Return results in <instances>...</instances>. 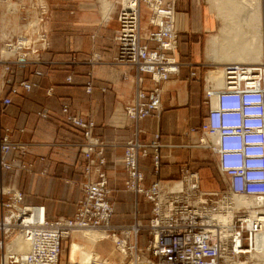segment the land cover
Listing matches in <instances>:
<instances>
[{"label": "built area", "instance_id": "1", "mask_svg": "<svg viewBox=\"0 0 264 264\" xmlns=\"http://www.w3.org/2000/svg\"><path fill=\"white\" fill-rule=\"evenodd\" d=\"M21 1L24 4L21 11L23 31L6 41L10 47L17 46V50L12 59L3 62L6 75L0 72V102L7 105L13 103L11 95L17 94L19 88L29 92L34 85L24 80L10 87L6 94L7 72L11 66L42 63V53L51 47L50 32L45 29V23L50 19L48 7L34 0ZM176 6L177 0H128L120 5L119 28L114 37L118 47L114 64L131 69L124 72V79L134 75L131 78L134 97L126 104L125 113L137 127L134 136L124 144L127 173L124 188L143 194L153 204L149 244L140 247L131 241V236L137 235L141 228L138 222L127 228L120 227V236L111 232L115 207L110 200L109 178L104 169L108 144L94 132L93 120L82 118L64 104L62 112L66 120L81 129L84 135L79 144L84 155V182L76 213L73 217L59 216L49 220L42 217L44 206L26 205L21 190L1 185L0 264H61L63 241L72 230L93 229L116 237L118 249L124 244L126 252L121 249L120 252L126 257L130 255L128 264H234L236 259L243 257L252 232L257 231L258 226L255 225L253 231L246 228L247 221L242 213L235 219L231 232L225 233V229L212 219L219 205L211 198L216 200L219 193L202 192L198 171L182 168L180 191L163 188L161 181L144 185L140 158L148 156L152 150L155 170L159 174L162 148L173 146L162 143L160 133H156L150 142L141 141L140 134L144 131L138 123L152 114L161 115L164 85L181 70ZM25 7H28L27 11H24ZM144 8L148 11L147 27L143 26L141 17ZM101 60V56L94 53L89 62L96 66ZM217 66H223L224 85L221 88H215L207 81L208 72ZM263 66L211 63L204 74V99L209 109L200 126L204 133L200 146L211 149L218 156V168L227 178L222 200L231 194L264 197ZM34 74L41 76L44 72L36 69ZM66 80L72 82L73 75H68ZM148 80L151 82L149 87L146 85ZM85 89L92 93V77L87 80ZM53 91L50 87L47 92L51 95ZM213 98L217 99L216 106H213ZM38 115L46 118L48 111L43 109ZM29 149V141L13 140L7 131L0 137V169L32 172L34 164L25 158ZM10 152L14 155L8 160L6 156ZM42 173L46 174V171ZM18 233H23L32 243L28 256L22 261L12 254L7 255V243Z\"/></svg>", "mask_w": 264, "mask_h": 264}, {"label": "crops", "instance_id": "2", "mask_svg": "<svg viewBox=\"0 0 264 264\" xmlns=\"http://www.w3.org/2000/svg\"><path fill=\"white\" fill-rule=\"evenodd\" d=\"M34 1L45 4L50 11L45 29L50 32L51 48L44 53L46 62L17 68L18 72L15 73L16 69H13L9 75L6 94H9L10 87L24 80L34 83L32 89L27 92L19 88L17 94L11 95L12 104L0 102V137L9 131L13 140L30 142L25 158L33 162V171L0 169V185L20 188L24 192V204L44 206L49 220L75 215L82 196L80 182L83 179L84 155L79 143L84 135L81 129L65 120L62 105L67 103L75 114L92 119L97 135L108 144L104 169L109 178L110 200L115 207L112 225L118 227L137 221L149 222L153 204L144 195L124 188L127 178L123 163L124 144L134 136L137 126L125 113V105L134 97V86L131 78L123 79V74L131 69L114 64L118 54L114 37L119 26L120 0H110L108 12L102 0ZM14 4L19 9L12 12L19 11L24 5ZM204 4L205 0H177L176 28L179 33L178 59L181 70L165 85L161 115L152 114L138 123V127L144 131L140 134L141 141L150 142L156 133H160V141L173 146L162 148L159 174L154 167L152 150L148 156L140 159L145 186L161 181L165 188L180 191V171L183 164H188L199 172L202 189L221 191L225 188L219 170L198 164L197 154L193 151L197 148L193 145L197 135L186 132L189 126H200L208 113V106L202 99V78L207 66L214 62L227 64L213 61L208 56V40L214 36L212 34L217 31L219 22L215 14L209 11V6ZM143 13L147 19L148 11L145 8ZM5 22V17H0V30L6 31ZM20 23L19 20V25H22ZM143 25H147V21ZM10 31L23 30L14 28ZM208 35L211 37L207 38ZM94 53L99 54L102 60L96 66H91L89 60ZM220 68L222 66H217L208 72V82H213L216 76L213 72ZM36 69L42 70L44 75L34 74ZM89 72L94 77L91 94L85 91ZM192 73L195 75L190 79ZM70 74L73 81L67 82ZM150 84L148 80L147 87ZM50 87L54 88L52 95L47 92ZM43 109L48 111L46 118L38 115ZM13 155L10 152L6 158L10 160ZM42 171H46V174ZM77 235L73 237L76 241L98 252L100 257L106 258L104 260L122 264V256L116 253L110 239L104 238L92 244L86 233ZM149 238L150 233L142 229L130 239L144 247Z\"/></svg>", "mask_w": 264, "mask_h": 264}, {"label": "bare ground", "instance_id": "3", "mask_svg": "<svg viewBox=\"0 0 264 264\" xmlns=\"http://www.w3.org/2000/svg\"><path fill=\"white\" fill-rule=\"evenodd\" d=\"M5 1V0H4ZM213 4L214 0H209ZM217 7L220 16L223 18V25L219 31L218 35H214L208 40V56L213 61L225 62L227 64H248L258 62L264 65V18L262 11L259 9V0H216ZM255 1V2H254ZM128 0H123L122 4H126ZM257 2V4H256ZM9 3V4H8ZM8 7L13 6L12 3L8 1ZM103 7L106 8L107 12L109 10L110 0H103ZM255 3V4H254ZM16 6V5H15ZM246 11L248 13H246ZM107 15V14H106ZM144 13L142 12L141 17L143 18ZM148 18V15H147ZM147 27L146 25H143ZM8 41V40H7ZM6 50L11 54V56L16 52L17 46L10 47L5 43ZM8 59L1 60L0 64ZM230 62V63H228ZM215 63V62H214ZM254 65V64H249ZM264 68V66H263ZM5 69V68H4ZM6 71V70H5ZM222 74L217 75L213 78V82L209 80L215 88H221L224 85L223 78V67L221 68ZM3 76L4 72L0 71ZM217 73V72H216ZM219 73V72H218ZM130 78H134L133 74L129 75ZM170 81V80H169ZM147 82V81H146ZM168 82V81H167ZM166 82V83H167ZM165 83V85H166ZM164 85V92H165ZM220 86V87H219ZM163 92V94H164ZM217 99L213 98V106H216ZM205 140V139H204ZM216 146V145H215ZM163 188L164 185L161 182ZM167 189V188H166ZM203 192V191H202ZM204 193V192H203ZM208 193V192H207ZM213 193V192H209ZM216 193V192H215ZM212 201H218L219 207L213 212V221L219 226L225 229V233L229 234L231 232V227L235 223V219L241 215V210L243 208H255L259 205H264V197H248L242 195H228L224 200H215L211 198ZM42 217H45V208L41 210ZM40 213V212H39ZM263 215V216H260ZM246 218V228L253 231L254 226L257 225V231L254 233V238L258 234L256 239V253H260L264 257V209L258 212H254L252 215L250 211L248 214H244ZM257 222V223H256ZM260 224V225H259ZM73 233H86L89 242L92 244L98 240L109 237L108 233L102 230H72V233L67 237L70 238ZM110 239V237L108 238ZM115 241L117 240L114 237ZM70 250L68 254V259L70 264H98L99 254L93 249L86 247L85 245L75 241L73 238L71 240ZM249 244V243H248ZM255 244V239H254ZM252 244V245H254ZM32 243L28 240L23 233H18L8 241L7 243V255H14L19 261L26 259L29 250L31 249ZM93 246V245H91ZM125 245H120V249L126 252ZM254 249H249V245L244 249L245 256L248 252L254 253ZM96 254H95V253ZM250 253V254H251ZM259 254V255H260ZM256 254H252L255 256ZM258 255V256H259ZM257 256V255H256ZM257 256V257H258ZM261 257V256H260ZM252 261V260H251ZM95 262V263H94ZM62 264V261H61ZM234 264H247L244 263L241 258L234 261ZM264 264V262H263Z\"/></svg>", "mask_w": 264, "mask_h": 264}, {"label": "rangeland", "instance_id": "4", "mask_svg": "<svg viewBox=\"0 0 264 264\" xmlns=\"http://www.w3.org/2000/svg\"><path fill=\"white\" fill-rule=\"evenodd\" d=\"M8 1L9 0H0V17H1V19L2 18H4L5 17V19H6V31L5 30H0V59L1 60H4V59H12V57H11V54H9V52L6 50V47H5V43H6V41L12 36V35H18V34H21V32L20 31H10L11 29H23V26L22 25H19V19H21L20 20V24H22V14H21V11H22V9H20L19 11H16V12H12V11H14L15 9H19V7L18 8H16V6H17V4H14L15 2H17V3H20L21 5L23 4L22 3V1L21 0H12V4L11 5H13V6H9L8 7ZM122 1L123 0H120V5H121V3H122ZM215 2L212 4L211 3V1H209V0H205V6L207 5V6H209V11H211L212 13H214L215 14V16L214 17H216L217 19H218V22H219V27H218V29H217V31L215 32V33H213L212 35H218L219 34V31H220V29H221V27H222V25H223V18L220 16V13H219V10H218V7H217V5H216V3H217V1L216 0H214ZM260 1V4H259V9H260V11H262V15H263V18H264V0H259ZM14 2V3H13ZM102 2H103V0H102ZM255 2V1H254ZM8 3V4H7ZM103 4V3H102ZM255 4V3H254ZM256 4H257V2H256ZM16 5V6H15ZM27 8L28 7H25V9H24V11H27ZM9 11V12H8ZM246 13H248L247 11H246ZM4 14V15H3ZM20 15V16H19ZM4 16V17H3ZM148 19V18H147ZM147 19H146V17L144 16L143 17V24L147 21ZM17 25V26H16ZM0 28L2 29V27H1V23H0ZM8 28V29H7ZM118 28H119V26H118ZM23 33V32H22ZM116 36V35H115ZM209 37H211V36H207V38H209ZM51 48V47H50ZM50 50V49H49ZM47 51H45V52H43L42 53V61L43 62H46V61H44V59H43V56H44V53H46ZM11 57V58H10ZM75 61V60H74ZM264 61V59H262V62ZM226 62V61H225ZM230 63V62H229ZM248 64H260V63H258V62H254V63H248ZM5 64L4 63H2V65L0 64V68L2 69L1 71L2 72H5V70H3L5 67ZM209 66V65H208ZM207 66V67H208ZM26 68V66H16V65H12L11 66V69L7 72V79H9V75L10 74H12V72H13V69H16L15 71H14V73L15 72H18L17 70V68ZM223 67V66H222ZM210 69V67H208L206 70H209ZM205 70V71H206ZM217 72V73H216ZM219 72V73H218ZM90 73L92 74V72H89V77H88V80L90 79V77H92V80L94 79V77H93V74L92 75H90ZM204 74H205V72L203 73V78H202V99H203V102L205 103V97H204V89H205V87H204ZM213 74L214 75H220V74H222V71H221V68L219 69V70H215L214 72H213ZM193 78V76H191L190 77V79H192ZM195 78V77H194ZM123 79H124V74H123ZM68 82V81H67ZM86 84H87V81H86V83H85V88H86ZM93 85H94V83H93ZM7 86H8V83H7ZM7 86H6V89H7ZM48 91V90H47ZM85 91H86V89H85ZM54 92V91H53ZM87 92V91H86ZM88 94H91V93H88ZM52 95V94H51ZM206 104V103H205ZM66 105H69V104H67L66 103ZM207 105V104H206ZM63 106V105H62ZM70 107H71V105H69ZM126 106V105H125ZM208 106V105H207ZM208 109H209V107H208ZM156 115V114H155ZM64 118H65V116H64ZM85 119V118H84ZM65 120H66V118H65ZM87 120H92V119H87ZM67 121V120H66ZM68 123H70L69 121H67ZM204 122V121H203ZM95 123V122H94ZM71 125H73L72 123H70ZM74 126V125H73ZM201 126V125H200ZM200 126H197V127H194V126H189L188 128H187V134H189V135H197V138H196V140H194V142L195 143H193V145L194 146H197V148H195V150H193V151H195V153L197 154V159H198V164L199 165H208V166H211L213 169H215V170H219V168H218V156L211 150V149H209V148H205V147H202V146H200L201 145V138H203V132H202V129H200L201 127ZM75 127V126H74ZM192 128H194L195 129V131H193V132H191V129ZM94 132L95 133H97L96 131H95V127H94ZM191 132V133H190ZM82 142V141H81ZM80 142V143H81ZM79 143V144H80ZM80 147V146H79ZM81 149V148H80ZM143 158V157H142ZM141 159V158H140ZM168 159H169V161H170V159H171V157H170V155H169V157H168ZM27 160V159H26ZM172 160V159H171ZM171 162V161H170ZM123 163H124V157H123ZM155 167V166H154ZM186 167H188V168H190V166L188 165V164H183V166H182V168L184 169V168H186ZM141 169V168H140ZM191 169V168H190ZM193 171H196V170H194V169H192ZM22 171H25L26 172V170H22ZM143 172V171H142ZM182 171H180V173H181ZM219 172H220V170H219ZM199 173V172H198ZM221 173V172H220ZM82 175H83V173H82ZM200 176V175H199ZM203 176V175H202ZM221 176L223 177V181H224V183H225V188L223 189V190H221V191H211V190H204V189H202V191H204V192H218L219 193V197L218 198H216V200H219V199H221V198H223L222 197V195L224 194V192L223 191H225L226 190V180H227V178H225L223 175H222V173H221ZM180 178H181V174H180V176H179ZM84 182V176H83V179H82V181L80 182V187H81V185H82V183ZM3 185V184H2ZM1 186V185H0ZM3 186H5V187H15V186H12V185H3ZM16 189H19V190H21L20 188H17V187H15ZM22 191V190H21ZM81 191H82V189H81ZM23 192V191H22ZM24 193V192H23ZM135 193V192H134ZM136 194H141V193H136ZM143 195V194H142ZM145 197V196H144ZM146 198V197H145ZM147 199V198H146ZM264 209V205L263 204H261V205H259V207H257V208H255V210L253 209V208H250V209H247V208H243L242 210H241V212L243 213V214H248V211H250V213L253 215L254 214V212H258V211H261V210H263ZM151 212H152V210H151ZM241 213V214H242ZM260 216H263V215H260ZM113 217V216H112ZM152 217V216H151ZM112 220V219H111ZM150 220H151V218H150ZM150 220H149V222H147V223H140L139 221H137L139 224H140V226H141V228H140V230H139V232L142 230V229H146L149 233H150V231H151V229H149V224H150ZM137 222H135V223H133V224H130V225H128V226H118V227H114L113 225V229L111 230V232H113V231H115V232H117V235H121V231H120V227H122V228H127V227H129V226H131V225H134V224H136ZM111 224H112V222H111ZM78 233H73V235L70 237V238H67V239H65L64 241H63V246H62V255H61V261H62V264H70L69 263V259H68V254H69V250H70V245H71V240H72V238L75 236V237H78V235H77ZM258 234L259 233H257V235L255 236V238H254V233H252V237H251V240H249V249H254V248H256V239L258 238ZM13 237H14V235H13ZM12 237V238H13ZM11 238V239H12ZM107 238H109V237H107ZM10 239V240H11ZM74 239V238H73ZM152 239V235H151V233H150V238H149V240H148V243H147V245L149 244V242H150V240ZM254 239H255V244H254ZM75 240V239H74ZM110 240L113 242V245H114V250L116 251V253L117 254H119V255H121L122 256V261H121V263L122 264H128V262H129V260H130V255H129V257H126V256H124L121 252H120V249H118L117 248V245H116V243H115V239H114V237H112V236H110ZM76 241V240H75ZM78 242V241H77ZM252 244H254V245H252ZM146 245V246H147ZM146 246H144V247H146ZM141 247V246H140ZM252 252V251H251ZM251 252H248L245 256H243L241 259H242V261H244V263L245 262H247V264H263V262H264V257L260 254V253H256V250L254 249V253H251ZM95 253V252H94ZM98 253V252H97ZM251 253V254H250ZM96 254V253H95ZM99 254V253H98ZM252 254H256L255 256H252ZM261 256V257H260ZM104 259H106V258H104L103 256L102 257H100V255H99V258H98V261L96 260L95 262H97L98 264H113L112 262H110L109 260H104ZM252 260V261H251ZM94 262V263H95ZM115 264H119V263H115Z\"/></svg>", "mask_w": 264, "mask_h": 264}]
</instances>
